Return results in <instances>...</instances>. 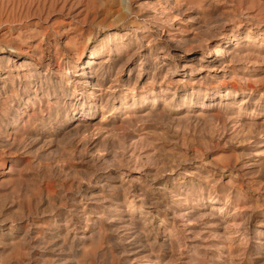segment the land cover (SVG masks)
Masks as SVG:
<instances>
[{"label": "rangeland", "instance_id": "1", "mask_svg": "<svg viewBox=\"0 0 264 264\" xmlns=\"http://www.w3.org/2000/svg\"><path fill=\"white\" fill-rule=\"evenodd\" d=\"M0 264H264V0H0Z\"/></svg>", "mask_w": 264, "mask_h": 264}, {"label": "bare ground", "instance_id": "2", "mask_svg": "<svg viewBox=\"0 0 264 264\" xmlns=\"http://www.w3.org/2000/svg\"><path fill=\"white\" fill-rule=\"evenodd\" d=\"M220 53L223 54L224 52L222 53L221 50H217V49L215 50V54H216L217 56H219ZM225 54H226V53H225ZM89 63H90V62H89Z\"/></svg>", "mask_w": 264, "mask_h": 264}]
</instances>
